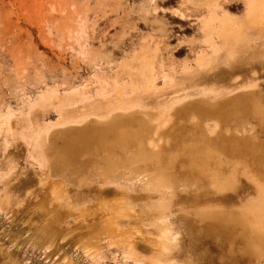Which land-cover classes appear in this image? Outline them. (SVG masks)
Wrapping results in <instances>:
<instances>
[{
    "label": "rangeland",
    "instance_id": "obj_1",
    "mask_svg": "<svg viewBox=\"0 0 264 264\" xmlns=\"http://www.w3.org/2000/svg\"><path fill=\"white\" fill-rule=\"evenodd\" d=\"M200 1L0 0V264H133L131 258L122 256L120 237L137 244L140 255H151L139 243L135 221L123 218L116 220L114 234H103V257L90 256L85 246L86 226L100 222L108 200L114 199L101 190L130 188L132 184L126 177L115 179L113 175L105 182L100 177L104 169L100 161L95 162L97 173L90 171L92 176L86 180L74 181L66 166L59 173L47 167V161L39 166L34 150L54 146L62 151L64 146L96 143L103 154L97 129L88 135L78 134L76 139H68L64 131L72 119L95 115L100 113V105L117 101L113 96L104 99L115 93V80L124 84L120 89L130 92L131 82L140 84L143 75L154 73L157 90L144 97L145 115L156 127L151 128L154 141L158 140L161 122L166 124L174 108L184 105L174 120L184 127L187 138L196 131L192 123L201 121V130L210 137L206 146H235L249 156L255 170L264 174L262 33L260 37L248 29L250 49L242 54L241 61L207 75L212 81H207L205 70H201L198 77L180 76L175 83H165L169 76L178 77L184 65L195 69V56L205 48L200 18L207 12L197 6ZM219 1L218 14L238 19L244 16L248 0ZM147 51L153 54L154 70L145 65L143 53ZM234 76L236 81H232ZM253 83L257 88L248 94L245 90ZM214 84L218 91L210 88ZM198 97L213 98L220 108L202 109ZM255 105L262 108L263 115L255 112ZM31 114L33 122L28 121ZM146 126L137 123L130 130L145 136L149 130ZM119 171L127 172L124 168ZM48 178L62 182L66 194L55 210L50 205L45 208L51 215H63L64 237L57 243L58 255L50 252L46 243L38 245L42 239L37 227L46 220L40 202L49 191L43 181ZM179 189L177 186L176 191ZM191 189L192 184L187 183L184 191ZM207 201L201 194L194 198L186 195L171 208L174 222L182 230L181 242L190 246L187 249L196 264H216L218 256L216 237L198 238L194 228L193 216ZM254 201L256 191L244 179L240 187L209 203L230 214ZM183 211L192 215L186 219Z\"/></svg>",
    "mask_w": 264,
    "mask_h": 264
},
{
    "label": "bare ground",
    "instance_id": "obj_2",
    "mask_svg": "<svg viewBox=\"0 0 264 264\" xmlns=\"http://www.w3.org/2000/svg\"><path fill=\"white\" fill-rule=\"evenodd\" d=\"M219 2L201 0L197 5L207 15L200 18V32L205 48L195 56L196 68L184 65L178 77L164 75L168 80L165 83H175L181 77L189 79L201 70H205L207 81H212L211 76L207 75H212V72L217 74L219 68L241 61L242 54L250 49L248 29H252L260 37L261 33L264 35V0H248L241 19L224 13L218 14L217 11L221 9ZM211 20L218 21L219 25H212ZM143 56L145 65L154 70L153 54L147 51ZM237 79L234 76L232 81ZM114 84L115 93L111 98L104 99L115 97L117 101L108 106L100 105V113L72 119L65 131L63 130L68 134V139H76L78 134L88 135L97 129L98 143L103 147V154H100L96 143L90 146H64L62 151L54 146H38L34 149L40 158L37 162L39 166L47 161V167L52 168L55 173H59L61 167L66 166L69 177L74 181L86 180L88 176H92L90 171L97 173L95 162L100 161L104 167L100 171V177L105 182L113 175L115 179L126 177L124 179L132 184L130 188L116 186L112 190H101L113 195L114 199L108 200L106 214L100 222L86 226L85 246L88 247L89 255L103 257V234H114L116 220L124 218L135 221L139 243L151 255H140L136 250L137 244L120 237L123 258H131L133 264H182L181 261L184 264H196L187 249L188 246L181 242L182 230L174 222L171 208L178 204L181 196L189 195L194 198L201 194L209 201L195 212L194 228L198 238L204 240L216 237V264H264V174L255 170L249 156L243 150L237 151L235 146H206V140L210 137H206L208 134L205 135L201 130V121L192 123L196 131L187 138L184 127L174 120L184 110V105L174 108L173 115L166 124L161 122L158 140L154 141L151 134L156 127L146 117L147 106L144 104L145 95H153L157 90L154 73L143 75L140 84L131 82L130 92L120 89L124 84L119 85L116 80ZM202 86L204 90L205 85ZM256 86L257 83L250 84L245 92L253 94ZM210 88L213 91L219 90V86L215 84ZM110 91L112 90L100 94L106 95ZM216 94L217 92L214 93ZM202 99V109L211 111L212 108H220L217 100L210 97ZM254 110L259 116L263 115L259 105H255ZM30 116L28 121L33 122V115ZM137 123L147 125L149 130L145 136H141L139 131L130 130ZM107 143L113 146H108ZM126 152L129 154L125 155ZM84 157L88 160H84ZM119 168H124L127 172H120ZM244 179L255 189L256 201L247 204L243 210L226 214L209 203L228 190L240 187ZM43 183L48 186L46 189L49 191L43 200L40 197V206L44 208L42 211L37 209L46 217L45 222L37 227L38 235L42 239L38 245L43 247L46 243L50 252L58 255L60 248L57 243L64 237L63 215H51L45 208L50 205L55 210L58 200L66 199V194L60 181L48 178ZM187 183L192 184L193 189L190 192L184 191ZM177 186L180 187L178 191ZM199 189H202L201 193H198ZM191 215L190 211L182 213L186 219Z\"/></svg>",
    "mask_w": 264,
    "mask_h": 264
}]
</instances>
